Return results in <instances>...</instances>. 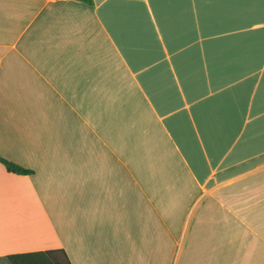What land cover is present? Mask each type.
Masks as SVG:
<instances>
[{
    "label": "crops",
    "instance_id": "1",
    "mask_svg": "<svg viewBox=\"0 0 264 264\" xmlns=\"http://www.w3.org/2000/svg\"><path fill=\"white\" fill-rule=\"evenodd\" d=\"M0 264H264V0H0Z\"/></svg>",
    "mask_w": 264,
    "mask_h": 264
},
{
    "label": "trees",
    "instance_id": "2",
    "mask_svg": "<svg viewBox=\"0 0 264 264\" xmlns=\"http://www.w3.org/2000/svg\"><path fill=\"white\" fill-rule=\"evenodd\" d=\"M82 1L91 3V0ZM0 161L7 170L18 173L31 172V169L25 168L2 156H0ZM4 258L9 264H70L63 249L58 247L10 252L5 254Z\"/></svg>",
    "mask_w": 264,
    "mask_h": 264
},
{
    "label": "rangeland",
    "instance_id": "3",
    "mask_svg": "<svg viewBox=\"0 0 264 264\" xmlns=\"http://www.w3.org/2000/svg\"><path fill=\"white\" fill-rule=\"evenodd\" d=\"M7 264H9V263H7Z\"/></svg>",
    "mask_w": 264,
    "mask_h": 264
}]
</instances>
